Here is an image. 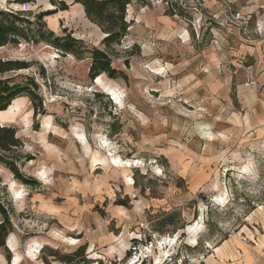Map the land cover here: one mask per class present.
<instances>
[{
	"label": "clouds",
	"instance_id": "obj_1",
	"mask_svg": "<svg viewBox=\"0 0 264 264\" xmlns=\"http://www.w3.org/2000/svg\"><path fill=\"white\" fill-rule=\"evenodd\" d=\"M0 264H264V0H0Z\"/></svg>",
	"mask_w": 264,
	"mask_h": 264
}]
</instances>
